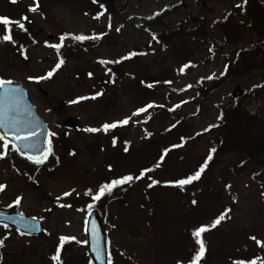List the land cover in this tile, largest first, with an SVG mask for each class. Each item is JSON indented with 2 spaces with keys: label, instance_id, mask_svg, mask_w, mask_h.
Wrapping results in <instances>:
<instances>
[{
  "label": "rangeland",
  "instance_id": "1",
  "mask_svg": "<svg viewBox=\"0 0 264 264\" xmlns=\"http://www.w3.org/2000/svg\"><path fill=\"white\" fill-rule=\"evenodd\" d=\"M202 1L123 0L109 14L89 0H0V15L30 19L27 32L32 40L22 55L2 39L0 26V78L25 87L49 133H56L48 136L56 158L49 169L40 165L30 177L7 156L0 159V184L6 186L0 191V207L41 219L45 229L44 235L30 239L0 227V238L7 237L0 248V264H56L52 256L58 236L86 240L85 211L93 203L92 194L113 179L134 175L142 165L149 170L146 175L120 187L119 198L103 212L116 264H186L196 252L189 230L210 225L227 209L231 210L227 218L204 234V264H234V258L264 252V246L251 239L255 236L264 242V187L249 175L235 176L229 170L238 163L234 155L220 157V164L204 174L198 189L205 194L200 193L195 204L159 185L198 169L210 140L199 133L215 121L217 105L234 101V92L244 94L240 100L247 109L264 115L263 56L258 57L261 70L212 84L202 99V84L219 77L240 56L251 55L249 45L255 42L247 34L231 46L219 40L213 45L211 38L218 35L211 22L235 9L242 12L245 0H211L206 9L200 8ZM37 4V11H28ZM261 7L264 10V4ZM165 9L168 17L163 25L148 28L147 20ZM99 13L103 14L95 18ZM190 14L201 19L204 15L209 32L205 38H177L165 46L154 39L155 32L178 30ZM66 33L69 39L85 35L94 41L72 48L76 43L70 44L66 36L58 54L50 45L60 43L58 36ZM133 52L136 55L130 57ZM63 56L64 64L52 77L28 79L47 76ZM101 61L119 62L113 65V81ZM186 64L191 68L186 70ZM97 92L103 94L93 99ZM82 96L89 98L78 100ZM149 104L153 106L146 108ZM139 108L146 111L133 115ZM127 117H131L129 123L111 133L102 129L105 123ZM170 127L173 131L167 132ZM88 128L101 131L88 132ZM180 137L186 138L185 144ZM170 143L183 148L168 152L158 162L160 152ZM148 178L160 183L149 187ZM66 192L70 195L65 196ZM17 197L21 198L19 205L14 204ZM87 256L85 248H78L73 255L75 264H86Z\"/></svg>",
  "mask_w": 264,
  "mask_h": 264
},
{
  "label": "trees",
  "instance_id": "2",
  "mask_svg": "<svg viewBox=\"0 0 264 264\" xmlns=\"http://www.w3.org/2000/svg\"><path fill=\"white\" fill-rule=\"evenodd\" d=\"M91 1L93 2V0ZM121 1L123 0H96V2H93V4L96 8H98V10H103L104 13L112 14L114 13L116 3ZM207 2H211V0H203L200 8L204 6L203 9H206L207 7L205 6ZM167 17L168 10H164L160 12L159 15H155L153 18L148 19L146 26L148 28L162 26ZM202 17L203 18L201 19L196 15L190 14L188 15V18L182 23L183 26L179 27L178 30L169 31L168 34L163 31L157 32L154 33V37L156 40L163 42L164 44H168L177 38H205V35L208 31L205 24L204 15ZM210 27L212 31H215L218 35V38L212 36L211 43L213 45H215L216 41L219 40L223 45L231 46L235 43H240V41L245 40L246 38H241L247 34H250L248 37H251L252 40H255V42L249 45L251 47L248 52H251V55L248 53L249 55L244 54L240 56L241 59L233 64L228 65L221 76L216 79H210L205 84H202L205 85L203 86V95L201 94L202 99L207 93L205 89H211L212 84L213 87L225 83L227 80L235 77L236 75L243 76L251 71L261 70L258 65V57L263 56L264 59V47H257V45L260 44H263L264 46V10L262 9L261 4L256 2V0H246L242 12L237 13L236 10H232L226 13L221 20H214L211 22ZM22 32V30H17L13 36L14 42L22 40ZM71 40L74 43L79 42L82 45L91 43L87 39L83 41H76L71 37ZM255 46L257 48H255ZM23 48L24 47L22 46L21 51H24L22 50ZM253 51L256 53L254 54ZM250 57H254L255 59H251ZM113 65L116 66L117 63H104L102 67H104L106 70H109L111 72V76L115 78ZM217 109L218 116L215 121L210 124L203 132L199 133L200 137H210L209 147L207 149L206 155L199 164L200 167L207 160V157L211 155L212 159L208 161L207 169L199 180L193 181L192 183L185 185L183 188L174 186L172 184V186H170L172 190L176 191L175 193H177L181 199H184L185 196H187L189 199L191 198L192 201L198 199L200 197V193H202L201 189H198V185L204 174L206 172H211L214 168H216L220 164L218 159L227 155H234L238 160L236 165H233L229 168V170L235 176L249 175L254 183L264 187V115L257 117L256 115L251 114L245 107L243 100L240 99L225 105H217ZM170 131H173L172 127L170 128ZM185 142L186 138L182 137L181 143L184 144ZM178 144L180 145L179 148H182V145L180 143ZM173 145H175V143L166 146L165 152L161 154V157H163L164 154L171 152L173 150ZM212 149H215L216 151L212 152ZM11 162H13L12 158ZM50 162L52 163L53 160ZM22 166H24V169L27 172L28 166ZM143 170H145V168H141L137 173V176H139ZM134 177H136V175H134ZM148 182L152 181L148 179ZM120 193L121 190L118 186H116L113 188L111 193H106L101 197L100 201L94 203L93 208H96L102 212V210H104L112 200H117L119 198L118 195H120ZM218 216H220V214ZM218 216L213 219L210 225ZM215 227H210L208 230H206V232L214 230ZM194 229L195 228L191 229V235ZM191 237L195 242V250L197 251L198 245L193 235ZM80 245L81 243L77 244L76 241L65 242L64 247L61 248L62 264H70L71 258L74 255V251L77 249L76 247ZM263 255L264 252L262 254L257 253L248 257L239 256L234 258L232 261L234 264H239L240 261H244V264H251L252 261H256V264H264ZM110 257L111 264H113L114 253L112 251H110ZM206 262L207 250L200 264H204Z\"/></svg>",
  "mask_w": 264,
  "mask_h": 264
},
{
  "label": "snow or ice",
  "instance_id": "3",
  "mask_svg": "<svg viewBox=\"0 0 264 264\" xmlns=\"http://www.w3.org/2000/svg\"><path fill=\"white\" fill-rule=\"evenodd\" d=\"M12 3H16L17 0H11ZM93 2H96V0H93ZM103 6V5H101ZM239 6V5H238ZM39 7V5L37 4L36 6L31 7L29 10L30 11H37V8ZM103 13H99L97 15V17L95 18H99L100 15H102ZM156 15H159V13H156ZM23 20H27L28 17L24 16L22 18ZM0 24L4 25L6 28V34H4L2 36V39L4 41H12L13 40V36H12V25H16L18 27V29L23 30V31H27V29L25 28L24 23L21 22V20H13L11 18H9L8 16H4V15H0ZM109 28H111V23H109ZM117 31H120L119 28L116 29ZM67 35L70 34H64L60 37V43L54 44V45H50L51 47L55 48L57 50V53L59 54V50L63 44V41L65 39V37ZM74 40L76 41H83L88 39L87 36L85 35H75L72 37ZM155 38V37H154ZM136 55L135 52L130 53L129 56H134ZM25 58H27L25 56ZM128 58V57H125ZM64 59L61 58L59 60L58 63H56L55 67L50 70L47 73V76H41V77H29V80H43L46 78H50L52 77L53 73L59 69L61 67V65L64 64ZM101 63H106L105 61H101ZM189 65H184V68H187ZM89 76L92 75V73L88 74ZM0 90H2V94H0V128H4L8 131H10L12 133V138L15 139L16 141H18L21 145H23V147L25 149H32L35 147L34 143H30L31 141H34L35 137L37 136V131L35 130V128H28V127H21V124L23 123L20 119H19V115H18V110H17V106L19 103V99L22 95V89L17 88V87H13V81L11 80H6V79H2L0 78ZM102 92H97L95 94V96H93L92 98L95 99L96 96H100L102 95ZM89 97H79L78 100H85L88 99ZM73 103H76L77 101H72ZM153 105L149 104L146 106V108H151ZM146 108H139L136 110L135 113H133V115H138L139 113H142L144 111H146ZM131 119V117H127L123 120L120 121H116L113 123H105L102 125V129L107 132L109 129H114L116 128L118 125H127L129 123V120ZM86 131L88 132H99L101 131L100 128H88L86 129ZM56 135L55 132H51L49 133L50 137H54ZM0 141H2V148L3 151H0V158H3L5 155H7V152L9 150V145L11 143V141L7 138L6 135H0ZM115 139L113 140V144L115 145ZM127 143V142H126ZM13 148L16 149V151H21L20 148L16 147V145H12ZM125 151H127V148H125ZM215 149H212V152H215ZM52 153V146H51V140H48V147L47 149L43 150V152H39L36 155H27V158L30 161H33L36 165H40L43 164L45 160H47L48 155ZM26 154V153H24ZM74 154V153H73ZM161 159H163V157H161ZM212 159V156L209 155L207 157V160L191 175H188L184 178H180L174 181H169L167 183L172 184L174 186H178L180 188H183L185 185H188L190 183H192L193 181H197L201 178L202 174L205 172V170L208 167V161H210ZM149 171L148 169H145L143 171H141L139 176H132V175H125L122 176L118 179H113L111 180L109 183H105L103 185H101L98 189V191L95 194H92V199L94 201H98L101 199L102 196H104L106 193H111L113 188H115L116 186L119 185H123L125 183H130L132 182L134 179H140L144 176V174ZM160 183V181L157 180H153L152 184H149V187H152L155 184ZM6 186L3 184H0V191H3L4 188ZM227 187H231L230 185H227ZM65 196L70 195V193H64ZM21 202V198L17 197V199L14 201L15 205H19ZM193 204L197 203V201L193 200L192 201ZM62 206H69V205H62ZM9 207H11V205H9ZM89 208L92 207V205H88ZM231 211L230 209H227L224 213H221L220 216H218L214 222L211 225H201L198 228H195L192 232V235L198 245V249L195 252L194 256L192 257V259L188 262V264H200L201 260L204 258L205 253H206V243L203 239L202 234L208 230L210 227H215L217 225H219L221 223V221L225 220L227 218V212ZM0 217H2L3 219L6 220H10L13 224H23L24 227L29 229V232L31 231H38L39 229L37 228V226L33 223V224H28L23 217L22 213H17L16 216H3V214H0ZM8 224L5 223L4 224V228H8ZM17 231H19V229H17ZM21 235H24L25 233L20 232ZM7 239V237L4 238H0V248L5 246V240ZM75 237H70V236H61L59 238V245L56 249V253L55 255L52 256V260L56 262V264H62V260H61V256H60V250L61 248L64 247V244L66 241H70V240H75ZM251 239L256 240L257 244L264 246V242L258 240L255 236L251 237ZM79 242V241H78ZM86 243V241H85ZM94 250L97 252V259H101L102 255H101V249L99 247V245L97 244L94 247ZM0 259H2V257H0ZM108 264H111V258L109 257V261ZM177 264H182V262L178 261ZM239 264H244V261H240ZM251 264H256V261H252Z\"/></svg>",
  "mask_w": 264,
  "mask_h": 264
},
{
  "label": "water",
  "instance_id": "4",
  "mask_svg": "<svg viewBox=\"0 0 264 264\" xmlns=\"http://www.w3.org/2000/svg\"><path fill=\"white\" fill-rule=\"evenodd\" d=\"M264 2V0H260ZM13 87H17L22 89V95L19 99V103L17 106L19 119L23 122L21 124V127H28V128H35L37 131V136L35 137L34 141H31L30 143H34L35 147L32 149H25L23 145H21L18 141L12 138V133L4 128H0V134L6 135L7 138L16 145V147L20 148L21 151H19L21 154L25 155H36L39 152H43V150L47 149L46 147V139H47V129L39 115L36 113L35 108L30 103L27 92L24 88L20 86L13 85ZM0 94H2V90H0ZM26 153V154H24ZM3 214V213H0ZM17 214H3V216H16ZM24 217V216H23ZM24 220L28 224H35L38 231H31L29 232V229L24 227L23 224H13L10 220L3 219L0 217V224L4 225L7 223L9 226L14 227L16 230L19 229V232L25 233V235L30 236H37L42 234V228H41V222L39 220H35L32 218H26L24 217ZM85 231L87 233V249L88 253L90 255V258L93 260L94 264H106L107 261V255H106V247H105V238L106 235L103 231V227L100 221V218L98 217L97 213L95 211H91L87 217L86 227ZM99 245L101 249V259H97V252L94 250V247L96 245Z\"/></svg>",
  "mask_w": 264,
  "mask_h": 264
}]
</instances>
